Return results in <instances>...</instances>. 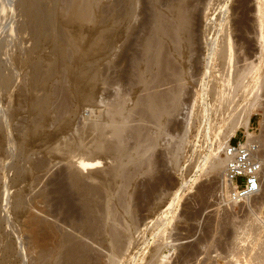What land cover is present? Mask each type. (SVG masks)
Returning a JSON list of instances; mask_svg holds the SVG:
<instances>
[{"label":"bare ground","instance_id":"bare-ground-1","mask_svg":"<svg viewBox=\"0 0 264 264\" xmlns=\"http://www.w3.org/2000/svg\"><path fill=\"white\" fill-rule=\"evenodd\" d=\"M60 1H62L63 3ZM100 1L101 0H0V91L6 93L8 90H11L16 80V78L14 80L15 72H18L17 69L22 67L21 64H24V66L28 65L29 77L27 79V87L31 89V91H46L45 95L41 98H35L33 96L28 97L26 95L28 93H21L23 95H19V97H21L19 106L28 107L30 114H32L31 116L33 117L32 122L35 125H33L34 130L30 132L32 135H35V133L41 130L44 122L50 115L49 103L51 93H49V86L51 85L50 82L52 80H56L55 78L60 77L62 81L63 78L65 80H68V83H66L67 81H64L68 86V90L70 91L69 96L71 95L73 97L75 96L81 98L83 100V103L88 106H91L94 103V93L98 88V82H100L101 77H104L103 75L101 76L98 62L103 61L105 58L107 59L108 56L114 53L113 51L116 41L115 39L117 37V30L120 25L128 22V19L130 17L129 15L131 13V11L127 10V7H131V0H126L128 1L127 4L129 6L124 9V12L126 10V13L122 15H117L118 13L113 14V5L115 4L114 2H112L114 3L112 5L109 4L107 7L104 5L105 7H103L100 5ZM188 1L189 0H178L176 7L172 5L173 7L170 6L167 9L168 11L166 12V16L158 15L157 17L154 16V18H152V22L150 21L152 23H150L152 26V35L150 36L151 38H153L152 40L154 43H148V45L144 47L145 55L141 58L145 59L141 61V58H139L138 60L140 61L136 60L137 62L135 61L136 63H133V65H135V70H138L137 79H135V85L141 86V91H143L142 96L140 95L143 101L142 103L137 105H139L138 107L140 108V110L142 109V114L146 112V114L150 116V121H153L152 123L154 125L152 128H156V136L151 137L150 135H146V138L144 139L145 141L143 140V142L139 141V135H135L136 142L134 143V147H131V144V146H129L126 143L128 139L126 140L127 137L125 136L126 134L124 135V130L128 128V120L133 113V109H130L132 108L130 107V110H127L126 101L128 100H125V96L123 97V95L121 94L120 96H122V98H119L120 100L118 99V101L116 102H114V99L112 104L109 103V106H98L99 108H104H100V113L98 117L96 116L97 118L93 122L89 119L91 121L90 127L94 128L95 133V138L92 146L86 147L80 143L77 146L72 147V149L75 148L76 151L81 153L87 150L86 153L90 156L86 154L87 158L81 156L83 158H78L76 160L71 158L72 160L69 162V166L71 169V174L69 175V186L71 187V191L78 195L82 201V212L80 214V216L82 215V219L80 218V220L77 221L79 223L81 221L80 224H77L79 225V228L76 227V223L74 225L72 223L71 224L78 228V230L80 231L79 234L82 231L81 234H83V237L85 236L86 239L90 241V244L92 246L90 247L88 242H86L88 245L86 246V243L84 244L83 242L84 245H82L81 240L80 242L78 241V231L76 232V236L78 235V237H74L75 234H73L74 236H71V234H66V231L63 232L64 229L59 227L63 230L62 231L58 228L56 224H58L59 222H55V224L54 220H49L52 214H50L48 209L44 205H42L44 204V202L46 204V196L45 194H42L35 199L32 208L24 215L25 222L23 225V231L28 235L30 248L27 250V252L30 255L28 260L30 264H134L136 255L133 256V254H136L135 252L138 251V238L143 234V226L146 227L145 220L148 219L146 218L144 220L146 216L143 215L144 213H147V211H145L143 214L140 213L141 215H143L141 217H144L143 221L141 220L142 218L140 217V219L138 216L140 215L139 211H141V209L138 208L140 207L138 206V204L135 205V201L137 198L140 199L141 196L143 200L146 201L147 206L145 208L149 211L148 216L151 217L152 214H162V217L158 216L156 217V219L154 218L155 221L153 223L151 221L153 230L155 228L154 231L156 233H154L159 239L155 240L158 242H156V247H154L155 249H153L154 251L149 254L150 256L148 257V259L150 260V262H146V264H168L170 259L168 258L169 256L166 255V253L171 248V246H169V244L171 243H167L170 240L168 241V239H166L167 237L165 238V234H167L168 232L166 233L164 229L167 228L171 223L167 221V216H169L167 214H170L172 210H170L168 207L166 209L164 208L165 205H168L164 202L165 194H161L162 190L161 193H159L160 188L162 187V182L164 184V180L161 181L163 178L161 179L158 177L159 172L156 171L155 168L157 163L155 161L154 163V159L152 160V158L154 151L159 145V139L164 137V135L166 134L167 123L170 121V119H172L173 115L177 114V111L181 104V95L183 91H185L183 74L181 71L182 69H176V65H174L171 60L163 59V55L169 52L167 48L168 44H166L167 40H169L172 46H174V50H179L182 43V47H184L186 50L189 49L188 51H191V45L194 42V39H196L195 36H197L196 31L198 29L196 28V22H198V18L195 20L196 17L195 14H193L194 11H192L193 7L195 8V10L197 8L195 6L191 8V5ZM207 1L211 2L212 0ZM59 2L60 4L62 3V8H60V4H58ZM119 2L120 1L118 0L117 3ZM124 2L125 0L122 3L124 4ZM256 8L258 10V12H256V14L258 13V17L255 15L258 18L256 29L259 33L257 36L258 39H256L258 40L256 45L257 47L253 49L252 54H249V52H247L248 55L245 54L240 60V58L238 59L234 54V48L228 40H226L228 41L227 43H222L223 45L216 44V42L212 40L213 38L208 42L207 40L204 41L205 43L207 42V44L203 43L206 46V49H204L206 55H204L205 58L207 57V60L205 61L204 72H202L209 76L212 82L206 84L207 86L205 85V87H203L202 92H206L207 95L208 93L209 95L212 94L213 98H216V96L218 98L221 94L219 95L217 93L219 95L218 96L215 93L217 92L216 89H218L217 86H220L221 89H225L222 87H228V80H230L233 87H231V89H226L225 91L222 90V95L221 97H219L220 99L218 98L220 101V104L218 105L219 109L225 110V113L227 114L228 112H230L228 116L234 119L235 115L239 118L240 114H246L242 122H239L238 118L234 120V122H230L233 123L231 125V133L229 134L230 136L225 137L226 139L222 142L219 140L221 143H218L217 149H211V154L208 157V161L210 163V170L214 174H219V172L222 170L224 171L226 157L224 155L222 157L219 155L220 150L224 147L228 140L235 135V133L241 126H243L242 128H244L245 130V135L244 141L240 143H256L258 145V148L260 149L261 137L253 135L248 131L251 110H254L257 107L258 95L255 94H257L256 92H259L257 90L260 89L261 75L263 74L264 70V0H257ZM17 10H20L19 12L21 13V16L25 18V23L20 27L15 28L14 24L16 23L14 22V14L16 15ZM59 13H61V16L59 15ZM195 13L198 14V12L196 11ZM199 16H201L202 18L201 14ZM120 29L121 28H119V30ZM195 29L197 30L195 31ZM220 30V32L226 35V30L228 29L225 30L222 28ZM204 31L203 33H205ZM26 36L29 37L31 46L29 45L28 49H23V45L26 44L24 43V40L26 41ZM201 49L203 48L197 49L196 52H201ZM45 51H49L50 54L47 53L48 56L50 55L49 59H46L44 57ZM143 51L144 50H142V52ZM179 51L177 52L178 54ZM214 63H216V65ZM140 66H143V71L139 70ZM199 66L201 67V65ZM214 67H216L217 71L214 70ZM194 69H196V66ZM152 70L155 73L154 74L152 72L153 76L151 75ZM20 71L21 70L19 69V72ZM165 71H168L171 74L167 76L165 74ZM215 72H218L219 74H215ZM215 75L217 78H220L216 80L215 78H213ZM217 75H219V77ZM253 78L255 79L254 84L250 88V84L248 83ZM104 79L101 80V84H103V81L106 82L105 77ZM24 88H20V90ZM239 92H241V95L239 94L240 97L238 96ZM28 95L30 96V93ZM249 99L252 100L249 101ZM201 104H204L202 106L203 109L201 108L202 110H204V114H208L210 111H212L211 105H208L206 101ZM148 115L147 117H149ZM141 119L143 118L141 117ZM138 122L140 123V121ZM66 127H68V124L64 122L63 128ZM106 131H109V133L107 134H109L113 139H111V143H107V141H105L107 139L105 138ZM64 144L66 145H63V147H66L68 143ZM179 145L180 144H175L176 147L174 149L168 148L165 149L166 153L164 152L168 158L172 157V161L170 162H175L176 165H174L175 163H173L174 166H178V158L176 159L175 157L179 154V151L181 152V146ZM69 146H67L66 148H69ZM64 149L65 148H63L62 150ZM58 150H60V147L55 149L53 148L54 152ZM106 154H110L109 157L112 156V166L107 169H101L100 171L99 168H101L102 165V160L100 157L104 155L106 156ZM262 162L264 166L263 159ZM162 177L165 178V176L163 175ZM144 178L145 180L148 179L149 181L147 180V183L145 182L146 184L144 182L142 183L145 184V191L143 192L144 194H141L140 196L138 195V191L140 190V188L137 187H140L141 185L139 182L140 179H143V181H145ZM87 180L91 181V183H89ZM136 189L139 190L136 192ZM201 190L203 191V193H199L205 195L204 190ZM157 193L163 195L164 200H162L160 195L157 196ZM153 196H155L156 199L150 198ZM256 196L260 198L262 205H264V169L262 184ZM74 197L76 198L75 195ZM157 197H160V199L157 200ZM175 197L173 198L176 199ZM22 198L19 196L14 200L15 209L21 212H23L25 209V202ZM151 199L152 202H154V200H157L154 202L155 205L152 204L153 206L150 205ZM249 199L250 198H246L244 200L247 201ZM237 203L239 202H234L232 204ZM48 213L50 214V217ZM254 213H252V215H250L249 217L250 222H246L247 225L250 224L248 225L249 230H251L250 227L252 229L255 228L256 230L254 234L256 236L253 239L250 238L252 237L250 236V232L253 233L254 229L250 232H247L248 228L246 225H244L246 226L245 229V227L240 225L236 226L232 224V226L230 222V225L234 227L231 229L234 230V233L236 234L234 235V238L236 239L234 240L233 238L232 247L234 248H231L233 249L231 253L228 252L229 258L228 261H226V264H264V227L259 223L258 225L261 228L258 227L257 222H255V218L258 215H254ZM258 219L261 222H264V219ZM148 224H150V222ZM72 225L71 228H74L75 230V227H73ZM149 226H151V224ZM149 226L148 230L150 229ZM225 227L227 226L225 225ZM148 230L147 232L150 233L151 231ZM75 231L73 232L75 233ZM142 236H144V234ZM237 236H240L238 237L240 239H238ZM1 242L2 241L0 240V245ZM203 245L207 246L205 244ZM1 248L0 264L5 262V256L7 257L10 254L14 255L15 253L13 252V247L8 244H4V246ZM226 248L228 249L230 247Z\"/></svg>","mask_w":264,"mask_h":264},{"label":"rangeland","instance_id":"rangeland-1","mask_svg":"<svg viewBox=\"0 0 264 264\" xmlns=\"http://www.w3.org/2000/svg\"><path fill=\"white\" fill-rule=\"evenodd\" d=\"M117 1L118 0H101L100 5L103 7H107L109 4L112 5L115 3L117 6L115 4L113 5V14L118 13L117 15H122L126 13V10L124 12V9L129 6L127 4L128 1L125 0V5L122 3L124 0H119L120 5L119 3H117ZM202 1L205 2L203 3ZM60 2L58 4H60ZM130 2L131 7H127V10L131 11L129 15L130 17L128 19V22L120 25L119 28L121 29L119 30L118 28L117 30V37L115 39L116 41L113 51L114 53L108 56L107 59L105 58L106 60L104 59L103 61L98 62L101 76L103 75L106 78V82L103 81V84H101V80L104 79V77H101L100 82H98V88L94 93V103L91 106L85 105V103H83V100L79 97H73L71 95L69 96L70 91L68 90V86L66 84L68 83L67 79L65 80L62 77L63 81H67L65 83V81L63 82L60 77L59 78L61 80L59 78H55L56 80H52L50 82L51 85L49 86V93H51L49 103L50 115L44 122L41 130L35 133V135L33 134V136L30 133L32 130H34L33 125H35L32 122V114H30L28 107L19 106V101L21 100V97H19V95L21 93H30V96L28 94L26 95L28 97L33 96L35 98H41L45 95L46 91H31V89L27 87L26 84L29 77L28 65L24 66V64H21L22 67L19 68L21 70V73L19 72V69H17L18 72H15L14 80L15 78L16 80L15 84L12 86V88L14 87L13 89L11 88V90H8L6 93L0 91V240L2 241L0 250L2 249L1 247H3L4 244H8L13 247V252H15L14 255L12 254L13 256L10 254L12 257L10 255L7 256L8 258L5 256L4 261L6 263L3 262L5 264H30L28 261L30 255L27 252V250L30 248L28 235L23 231V225L25 222L24 215L32 208L35 199L42 194H45L46 196V204L44 202V204L42 205H44L48 209L49 213L52 214L50 217V214L48 213L50 217L49 220H54V223L59 222L58 224H55L58 226V228L60 227L64 229L63 231L59 228L63 232L66 231V234H71V236H74L73 234H75L74 237H78V235L76 236V232L78 231L77 233L79 234L80 231L78 230L79 225L77 224L79 222L77 221H79L80 218L82 219V215L80 216L82 212V201L78 195L71 191V187L69 186V175L71 174L69 162L72 159L76 160L78 158H85L87 155H89L86 153L87 150L83 152V154L76 151L75 148L72 149V147H75L80 143L86 147L92 146L95 138V133L94 128L92 127V129L90 127V122H93L98 117L102 108L112 104L114 99V102L118 101L119 98H122V96H120L122 94L123 97L125 96V100H128L126 101L127 110L130 107H132L130 109H133V113L130 116L131 119L129 118L128 120V128L126 127L127 129L124 130V135L126 134L125 136L127 137L126 140L128 139L126 143L129 146L132 145L131 147H134L136 136L139 135L138 137L140 138L137 137L138 139H140L139 141H143L146 138V135H150L151 137L156 136V128H152L154 125L152 123L153 121H150V116L146 114L145 111V113L142 114V109L140 110V108L138 107L139 105H137L142 103L143 101L141 97L143 91H141V86L135 85V79H137L138 70H135V65H133V63L139 58L144 57V47H146L148 43H154L152 40L153 38H151L150 36L152 35V18H154V16L157 17L158 15L166 16V12L168 11L167 9L172 5L176 7L178 0H131ZM188 2L190 3L191 8L193 6L197 8L195 10V8L193 7L192 11H194L193 14H195L196 17L195 20L198 18V22H196V28L199 31L195 29V31L197 30L196 35H200L198 37L195 36V43H192L191 51H188L189 49L186 50L184 47H182V43L180 45L181 47L179 48V50L181 51L177 49L174 50V46H172L171 42L169 40L166 41V44H168V46H166L169 52L163 55V59L171 60L173 64L176 65V69H182L181 71L183 74L185 91H183L181 95V104L177 111V114L173 115L172 119H170V121L167 123L166 134L164 135V137L159 139V145L153 154L152 160L154 159L153 162L155 161L157 163V167L155 166V168L156 171L159 172L158 177L161 179L163 178L161 181L164 180V184L162 182V189L160 188L159 193H161L162 190L161 194H165V200L163 198V195L159 193H157L158 195H156H160L162 200H164V202L168 204L165 205V209L168 207L170 210H172L170 214H167L171 216H167V221L171 223L167 228L164 229L166 233L168 232L167 234H165V238L167 237L166 239H168V241L170 240L167 243H171L169 244V246H171V248L169 249L170 252L168 251L169 253H166V255L169 256L168 258L170 259L168 264H226V261H228L229 258V253H231V251L233 250L231 248H234L232 247V241L234 235H236L234 233V230L231 229L234 228L232 227V224L236 226H243L245 227V229L246 226L248 228V225H250H247V223L250 222L249 217L250 215H252V213L255 212L254 215H258L255 218V222H257V225L259 223L264 227V222H261L258 219H264V205H262L261 200L260 198H258V196L251 197L249 200H244L237 204L224 203L220 200L219 189L221 180L223 179L222 174L224 173V171L222 170L223 173L222 171H220L219 174L212 173L209 167L210 163L208 161V157L211 154L212 148L217 149L218 143L220 141H224L226 139L225 137L230 136L229 134L231 133V125L233 124L230 122H234V120H236L238 117L235 115V119L230 118L228 116L230 112L226 111L228 112L227 114L225 113V110L219 109L218 106L220 104L219 97H221L222 95L221 92L233 87L230 80H228V87H222L225 89H221L220 86H217L218 89H216L217 92L215 93H218L219 95L221 94L220 96L217 94L219 96V99L217 98V96L216 98H213L211 93V95H209V93L207 95L206 92H202L203 87H205L206 84L212 82L211 78L203 73L205 61L207 60V57L205 58L206 54L204 52V49H206L205 44H207V42L213 38L212 40L215 41L216 44L220 45L222 43L225 44L229 41L234 48L233 52H236H234V54L238 59L240 58V60L245 54L248 55L247 52H249V54H252L253 49L257 47L256 45L258 40L256 39H258L257 36L259 33L256 29L258 23V13L256 14V12H258L256 8L257 0H212L211 2L207 0H189ZM62 3L59 5L60 8H62L63 6ZM19 11L20 10H17L16 15L14 14V22L16 23L14 24L15 28L20 27L25 23V18L21 16V13ZM195 11L198 12V14H196ZM199 13L202 15V18L201 16H199ZM59 15L61 16V13H59ZM222 28L225 30L228 29L226 30V35L220 32V29ZM203 31L205 33H203ZM118 35L120 36V38ZM25 38L26 41L24 40V43L26 44H24L22 48L28 49L29 45L31 46V42H29V37L26 36ZM206 40L207 42L205 43L204 41ZM201 43L205 44L202 45ZM200 48H203L201 49V52H196V50ZM142 50L144 51L142 52ZM178 51L179 54L177 53ZM47 53L50 54L49 51H45L44 57L46 59H49L50 55L48 56ZM143 59L145 58H141L140 60L142 61ZM214 64L216 65V63ZM199 65H201V67ZM195 66L196 69H194ZM214 68V70L217 71L216 67ZM139 70L143 71V66H140ZM152 72L153 70L151 71V75L154 73ZM165 74L169 76V74L171 73L165 71ZM215 74L219 73L215 72ZM217 76L219 77V75ZM213 78L217 80L220 77L217 78L215 75ZM254 80L255 79L253 78L251 81H249V83L247 82L248 84H250V88L254 84ZM104 83H106L107 85ZM20 88H24L27 91L24 89L20 90ZM257 91L259 92H256L257 94L255 95H258V97L256 96L258 102L256 101L257 107L254 110H251L249 132L253 135L261 137V145L259 150L261 159L264 160V70L263 74L261 75L260 89H258ZM239 94L241 95V92L238 93V96ZM138 98L139 100L141 99L140 102ZM250 100L252 99H249V101ZM205 101L212 107V111H210L208 114H204V110H202V106L204 104L201 103H204ZM100 102H103V105ZM98 106L104 107H100V109ZM147 115L149 117H147ZM245 115L246 114L244 113L240 114L238 121L242 122L245 118ZM141 117L143 119H141ZM138 121H140V123ZM64 122L68 124V127L63 128ZM60 124L62 125V128ZM242 127L243 126H241L237 130L238 135H242L239 139H237L241 140L240 142L244 141L243 134L245 133V130ZM107 133H109V131H106L105 138L107 139L105 141H107V143H111L112 138ZM64 143H68L67 146H69L70 144L69 148H66L67 146L63 147V145H66ZM177 143L180 144L179 146H181V152L179 151V154L177 153L178 157H175L176 159L178 158V166H174L176 165V163L170 162L172 161V157H169L171 159L170 160L165 155V149H174L176 147L175 144L178 145ZM59 147L60 150L55 152L53 151V148L55 149ZM63 148L65 149L62 150ZM109 155L106 154V156L104 155L100 157L102 160L101 168H99L100 171L101 169H107L112 166V156L109 157ZM219 155L221 157L223 156V148L220 150ZM173 163L175 164L173 165ZM172 166L175 168H173ZM162 175L165 176V178L162 177ZM147 180L148 179L143 181V179H140L139 182L141 185L139 184L140 187L137 188H140L141 191L139 189H136V192L139 190L138 195L141 196V194H144V185L147 183ZM87 181L91 183V181ZM143 182L146 183L142 184ZM201 189L204 190L205 195L202 194L203 191ZM199 192L202 193L200 194ZM74 195L76 196V198L74 197ZM19 196L21 198L23 197L22 199L25 202V209L23 212L16 210L14 206V200ZM155 196L150 198L156 199ZM173 197H175L176 199H174ZM152 199L150 200V205H155L154 202L160 199V197H157V200H154V202H152ZM143 201L144 200L142 196L140 199L137 198L135 201V205L138 204V206H140L138 208L142 211H139V214H143L145 211H147V213L143 214L144 216H146L145 218L141 217L143 216L141 214L138 215L139 218L141 217L142 219H140L142 221L143 218L144 220L146 218L148 219L145 220L146 227L143 226L144 236H142V234L138 238V251L135 252L136 254H133V256L136 255L134 264H146V262H150V260L148 259V257L150 256L149 254H151L152 251H154L153 249H155L154 247H156V242L158 241L155 240L159 239L155 234V228L153 230L152 223L155 221L154 218L156 219V217L158 216L162 217V214H152L151 217L148 216L149 211L145 208L147 204L146 201ZM149 222L151 226H149ZM230 222L232 226L230 225ZM71 223L73 225L76 223L75 225L78 228L73 226ZM71 225L75 227L76 231L74 230V228H71ZM225 225L227 227H225ZM148 226L150 227L149 230ZM258 227L260 226L258 225ZM250 229L251 230H249L248 228V231H245L250 232L254 229L253 233L250 232V236H252L250 238L253 239L256 236L254 235L256 230L255 228L252 229L251 227ZM72 230L75 231V233ZM147 230L151 232L149 233L147 232ZM81 233L79 234L78 241L80 242L81 240L82 245L88 242L89 246L91 247L92 245L90 244V241L84 236L85 239L88 240L86 241L83 237V234ZM238 237L240 236H237V238ZM235 239L236 238H234V240ZM203 244L207 246H204ZM86 246H88L87 243ZM226 247L230 248L227 249ZM194 251L197 253H195Z\"/></svg>","mask_w":264,"mask_h":264},{"label":"built area","instance_id":"built-area-1","mask_svg":"<svg viewBox=\"0 0 264 264\" xmlns=\"http://www.w3.org/2000/svg\"><path fill=\"white\" fill-rule=\"evenodd\" d=\"M231 137L223 147L226 157L219 197L224 203L242 202L258 194L263 180V162L256 143L244 144Z\"/></svg>","mask_w":264,"mask_h":264},{"label":"crops","instance_id":"crops-1","mask_svg":"<svg viewBox=\"0 0 264 264\" xmlns=\"http://www.w3.org/2000/svg\"><path fill=\"white\" fill-rule=\"evenodd\" d=\"M250 123V122H249ZM250 130V124L248 125V131ZM242 136V135H241ZM240 135H238V132L235 133V135L233 136V142H235L237 139H239L241 137ZM244 137V134H243ZM241 141V140H240Z\"/></svg>","mask_w":264,"mask_h":264}]
</instances>
